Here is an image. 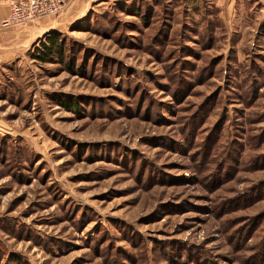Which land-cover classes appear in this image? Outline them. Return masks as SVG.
<instances>
[{
	"label": "rangeland",
	"instance_id": "rangeland-1",
	"mask_svg": "<svg viewBox=\"0 0 264 264\" xmlns=\"http://www.w3.org/2000/svg\"><path fill=\"white\" fill-rule=\"evenodd\" d=\"M84 11L0 69V264H264V0Z\"/></svg>",
	"mask_w": 264,
	"mask_h": 264
},
{
	"label": "crops",
	"instance_id": "crops-1",
	"mask_svg": "<svg viewBox=\"0 0 264 264\" xmlns=\"http://www.w3.org/2000/svg\"><path fill=\"white\" fill-rule=\"evenodd\" d=\"M9 1L0 0V69L20 62L47 34L61 32L65 22L67 24L84 19L86 17L84 9L101 0H64L63 10L59 16L38 19L25 28L2 27V23L10 15ZM102 1L118 3L125 0Z\"/></svg>",
	"mask_w": 264,
	"mask_h": 264
},
{
	"label": "built area",
	"instance_id": "built-area-1",
	"mask_svg": "<svg viewBox=\"0 0 264 264\" xmlns=\"http://www.w3.org/2000/svg\"><path fill=\"white\" fill-rule=\"evenodd\" d=\"M8 4L10 15L2 27L25 28L38 19L59 16L64 0H10Z\"/></svg>",
	"mask_w": 264,
	"mask_h": 264
},
{
	"label": "trees",
	"instance_id": "trees-1",
	"mask_svg": "<svg viewBox=\"0 0 264 264\" xmlns=\"http://www.w3.org/2000/svg\"><path fill=\"white\" fill-rule=\"evenodd\" d=\"M32 60L40 63H60L65 70L70 73L74 72L73 64L65 62V41L58 32L47 34L34 48ZM62 104V103H61ZM65 106V104H62ZM70 108V105H68Z\"/></svg>",
	"mask_w": 264,
	"mask_h": 264
}]
</instances>
